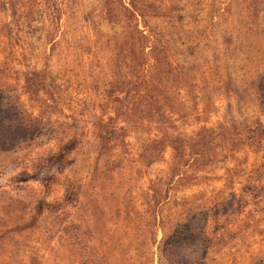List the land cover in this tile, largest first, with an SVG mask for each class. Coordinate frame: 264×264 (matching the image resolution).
<instances>
[{"label": "rangeland", "instance_id": "obj_1", "mask_svg": "<svg viewBox=\"0 0 264 264\" xmlns=\"http://www.w3.org/2000/svg\"><path fill=\"white\" fill-rule=\"evenodd\" d=\"M264 0H0V264H165L207 210L206 264L264 261ZM194 262L193 252H189Z\"/></svg>", "mask_w": 264, "mask_h": 264}, {"label": "trees", "instance_id": "obj_2", "mask_svg": "<svg viewBox=\"0 0 264 264\" xmlns=\"http://www.w3.org/2000/svg\"><path fill=\"white\" fill-rule=\"evenodd\" d=\"M260 106L264 109V74L258 85ZM38 132L37 126L24 122L20 109L5 100L0 92V152H9L30 141ZM209 212L192 213L167 234L162 242L161 256L165 264H206L211 239L205 233ZM189 252L195 259L192 263ZM255 264H264L263 260Z\"/></svg>", "mask_w": 264, "mask_h": 264}]
</instances>
